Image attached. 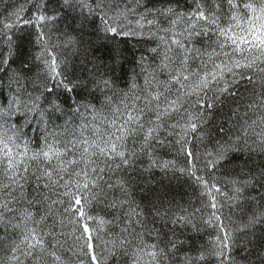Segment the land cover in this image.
<instances>
[{"label":"snow or ice","instance_id":"6c2138e0","mask_svg":"<svg viewBox=\"0 0 264 264\" xmlns=\"http://www.w3.org/2000/svg\"><path fill=\"white\" fill-rule=\"evenodd\" d=\"M0 264H264V0H0Z\"/></svg>","mask_w":264,"mask_h":264}]
</instances>
